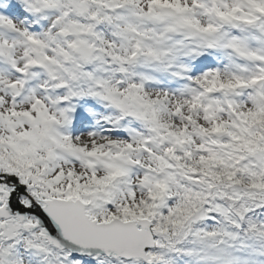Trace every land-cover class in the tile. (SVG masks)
I'll return each mask as SVG.
<instances>
[{
	"label": "snow or ice",
	"instance_id": "snow-or-ice-1",
	"mask_svg": "<svg viewBox=\"0 0 264 264\" xmlns=\"http://www.w3.org/2000/svg\"><path fill=\"white\" fill-rule=\"evenodd\" d=\"M0 264H264V0H0Z\"/></svg>",
	"mask_w": 264,
	"mask_h": 264
}]
</instances>
